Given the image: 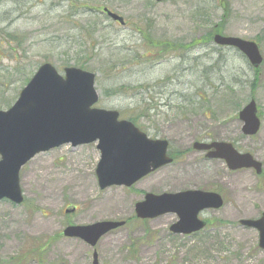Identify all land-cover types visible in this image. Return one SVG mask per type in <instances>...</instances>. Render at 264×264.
Returning <instances> with one entry per match:
<instances>
[{
  "label": "rangeland",
  "instance_id": "rangeland-1",
  "mask_svg": "<svg viewBox=\"0 0 264 264\" xmlns=\"http://www.w3.org/2000/svg\"><path fill=\"white\" fill-rule=\"evenodd\" d=\"M78 8L87 13L70 18L69 10ZM104 8L126 25L90 14ZM74 26L95 53L78 41ZM2 29L23 44L0 37V110L15 104L42 64L64 75L66 64L86 63L85 70L96 74V107L116 110L125 120L141 114L137 126L150 138L167 140L169 152L178 157L131 188L102 190L97 143L37 155L20 171L24 203L0 201V264H92L94 252L99 264H264L258 231L239 223L264 214V174L230 171L223 160L206 159L193 149L196 142L232 143L264 166V0H0ZM212 30L256 42L262 65L254 69L239 51L214 44L163 54L154 47L159 42L191 46ZM70 32L79 44L58 49L57 39ZM24 75L30 77L25 85ZM123 87L130 91L112 93ZM251 100L262 125L256 136L247 137L238 114ZM186 190L217 192L224 199L223 208L200 215L211 222L201 232L172 234L175 214L134 219L145 194ZM130 219L94 248L62 234L70 225Z\"/></svg>",
  "mask_w": 264,
  "mask_h": 264
},
{
  "label": "water",
  "instance_id": "water-1",
  "mask_svg": "<svg viewBox=\"0 0 264 264\" xmlns=\"http://www.w3.org/2000/svg\"><path fill=\"white\" fill-rule=\"evenodd\" d=\"M161 3L163 0H156ZM113 21L124 25V19L105 9ZM214 43L231 47L242 53L252 67L263 63L258 44L236 37L216 35ZM96 75L79 68L64 69V75L45 63L41 65L16 103L8 110H0V201L16 205L24 202L20 185V171L41 153L64 145L78 147L97 143L101 157L96 169L100 189L130 188L157 170L169 166V142L151 139L132 122L121 120L115 110L97 108L100 100L96 89ZM242 133L255 136L261 128L257 104L254 100L240 112ZM194 150L206 152L209 160H223L230 171L252 169L258 176L263 164L250 153H240L227 142H196ZM222 196L215 192L187 190L178 193L145 195L135 206L141 220H153L166 214H175L178 221L170 227L175 235H192L202 231L207 223L199 218L204 211L220 210ZM125 222L103 221L86 226H68L66 238L84 241L91 247ZM240 225L257 230L259 247L264 250V214L256 220H241ZM92 264H99L93 254Z\"/></svg>",
  "mask_w": 264,
  "mask_h": 264
},
{
  "label": "trees",
  "instance_id": "trees-1",
  "mask_svg": "<svg viewBox=\"0 0 264 264\" xmlns=\"http://www.w3.org/2000/svg\"><path fill=\"white\" fill-rule=\"evenodd\" d=\"M33 1H36V2H41V1H43V0H28V2H33ZM76 1H78V0H76ZM95 12H97V13H102V14H104L103 13V11L102 10H91V13L90 14H94ZM85 13H87V10L86 9H84V8H78V10H74L73 11V9H70L69 10V17L70 18H73V17H80L82 14H85ZM105 15V14H104ZM91 16H93V15H91ZM106 16V15H105ZM110 19V18H109ZM111 20V19H110ZM112 21V20H111ZM79 23V22H78ZM116 24H118V23H116ZM80 26H74V28L72 29L73 31H74V33H75V35H76V37H77V39H78V41L80 42V43H82V45L83 46H87L88 45V41H87V39H86V37L84 36V35H86L84 32H83V30L81 29V28H79ZM71 30V31H72ZM0 37H6V40L8 41V43L9 44H11V43H13V42H17V45L18 46H20L21 44H23L22 43V41L21 40H19V38L17 37V34H5V29H2L1 31H0ZM216 34H220L219 33V31H217V30H212L211 32H209L208 34H206L205 35V37H202L201 39H198V40H195L192 44H191V46L189 45V44H185V43H178V44H168V46H167V42L165 43V42H159V43H155L154 44V47H157V48H161L162 50L160 51V53L161 54H163V52H167L168 50L170 51V52H172V51H174V52H177V51H179V52H187L186 50H188L189 48H191V47H195V46H198V45H201V47H207V46H210V45H212V44H214V42H213V38H214V36L216 35ZM90 39H91V37L89 38V41H90ZM92 39H93V41H94V38H93V36H92ZM57 41H58V44H60L58 47H60V48H58V49H61L62 47H63V44H65L66 46H72V45H78L79 43H78V41L76 40V41H74V39H73V36L71 35V32H70V34H68L67 36H66V38H58L57 39ZM70 41V42H69ZM215 45V44H214ZM89 46V49H91L92 51H93V53H95V51H96V49L94 48V45H92V44H89L88 45ZM218 47V46H217ZM219 48H225V47H219ZM166 49V50H165ZM228 49H231V48H228ZM182 54H185V53H182ZM181 54V55H182ZM86 64V63H85ZM85 64H78V65H76V67L77 68H80V69H83V70H85L86 69V66L87 65H85ZM68 67L69 66H71L70 64H66ZM67 68V67H66ZM112 70H113V68H111ZM209 70H211V69H209ZM208 70V71H209ZM208 71H205L206 73H209ZM29 78L30 77H28V78H25V75L23 76V79H24V81H23V84L25 85L28 81H29ZM21 81V80H20ZM140 88H142V89H145L146 91H147V94L148 93H150L151 92V86H144V87H140ZM118 91H122L123 93H127V92H129L130 91V89L129 88H126V87H123V88H121L120 90H117V91H113L112 93H114V94H117L118 93ZM111 93V94H112ZM141 117H143L141 114L140 115H138V116H134V117H131L130 119H129V121H131L132 123H134L135 125H137V123H138V121H139V119H141ZM170 156L171 157H173L174 159H177L176 157H178L177 156V154H174V153H170ZM134 219H136L135 217H134ZM134 219H130V220H127L126 221V224H129V223H131V221L132 220H134ZM209 224H211V222H209Z\"/></svg>",
  "mask_w": 264,
  "mask_h": 264
}]
</instances>
